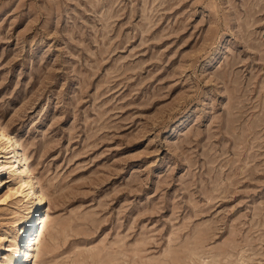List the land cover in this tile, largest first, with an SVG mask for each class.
Masks as SVG:
<instances>
[{
    "label": "rangeland",
    "instance_id": "374dc122",
    "mask_svg": "<svg viewBox=\"0 0 264 264\" xmlns=\"http://www.w3.org/2000/svg\"><path fill=\"white\" fill-rule=\"evenodd\" d=\"M0 124L28 264H264V0H0Z\"/></svg>",
    "mask_w": 264,
    "mask_h": 264
},
{
    "label": "bare ground",
    "instance_id": "6f19581e",
    "mask_svg": "<svg viewBox=\"0 0 264 264\" xmlns=\"http://www.w3.org/2000/svg\"><path fill=\"white\" fill-rule=\"evenodd\" d=\"M18 145L15 135L7 133L0 124V174H8L4 179L0 177V185L9 183L4 201L14 197L16 205L10 226L0 229V264L31 262L49 217L45 209L48 192L32 176L33 169L25 161V150ZM4 241L12 243L4 244Z\"/></svg>",
    "mask_w": 264,
    "mask_h": 264
}]
</instances>
